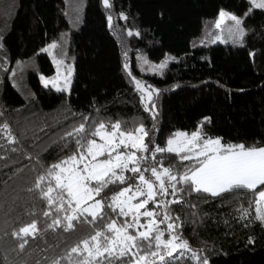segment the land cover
<instances>
[{
    "label": "trees",
    "instance_id": "obj_1",
    "mask_svg": "<svg viewBox=\"0 0 264 264\" xmlns=\"http://www.w3.org/2000/svg\"><path fill=\"white\" fill-rule=\"evenodd\" d=\"M110 4L77 0L67 13L65 0H0V264H52L90 236L93 228L102 227L99 221L96 225L74 221L71 232L62 227L43 231L51 219L41 215L47 206L34 185L48 167L71 154L61 150V137L74 150L73 138L66 133L80 123L86 132L99 123L108 125L109 131L116 121L122 130L143 123L149 132L144 143L150 138L161 147L174 133L194 131H200L202 138H222L224 144L264 147V9L249 12L246 0H110ZM222 10L242 19L247 36L240 45L201 47L199 38ZM66 31L71 33L70 44L61 56L74 62L69 94L45 89L40 80L56 73L49 54L41 51ZM139 52L156 62L167 54L176 57L161 77L145 78L154 90L148 103L149 108L155 104L154 119L145 111L142 94L126 67L142 77L136 68ZM9 133L15 143L9 141ZM156 160L164 167L175 165L173 170L179 172L193 163L167 152L157 153ZM145 176L150 178V173ZM116 190L110 185L101 196ZM179 196L184 202L168 208L172 220L158 223L162 213L156 217L165 232L163 240L175 235L179 237L175 243L187 241L192 250L173 264H203L205 259L207 264H264V223L257 219L252 191ZM110 215L118 225L123 220ZM146 220L142 217L140 222ZM33 221L37 234L25 237L27 243L20 248L22 240L13 233ZM168 223L178 225L174 232L167 230ZM164 251L161 248V254ZM192 252L199 260L192 258ZM170 259L165 256V261ZM152 261L163 264L150 255L141 264ZM61 264L69 262L61 259Z\"/></svg>",
    "mask_w": 264,
    "mask_h": 264
},
{
    "label": "snow or ice",
    "instance_id": "obj_2",
    "mask_svg": "<svg viewBox=\"0 0 264 264\" xmlns=\"http://www.w3.org/2000/svg\"><path fill=\"white\" fill-rule=\"evenodd\" d=\"M251 2L255 7L264 9V0ZM103 5L111 7L110 0H103ZM225 18L234 21L242 37L241 19L222 11L220 22ZM216 27L219 28L220 24L217 23ZM128 34L132 35L131 32ZM56 46L53 43L49 47L54 49ZM68 82V78H65L66 85ZM44 83L47 86L49 81L45 80ZM135 83L142 93L145 111L150 112L154 119L155 104H152L151 108L148 107L154 90H148L139 80ZM144 92H147L146 97L143 96ZM205 120L209 118L206 117ZM3 128L6 130L8 125L4 124ZM108 129V125L99 123L94 130L86 132L85 124L80 123L78 127L66 133V136L73 138L74 150L69 148V141L61 137L64 140L61 150L67 149L71 154L60 157L58 162L53 163L43 175L37 177L34 187L39 189L47 206V210L42 211L41 215L51 219L50 223H45L43 231H55L62 227L65 232H71L76 228L74 221L85 225H96L97 221L102 224L100 228H93L90 236L71 247L65 257L53 260L52 264H61V259L67 260L69 264H116L118 260L120 264H141L149 255L158 258L163 264H173V260L184 256L185 251L192 250L187 241L175 243L179 239L175 235L163 240L165 232L159 228L158 223L173 219L168 214V208L173 203L184 202L179 196L180 193L190 195L192 192H204L220 196L250 190L256 197L257 219L264 223V188L259 192L255 191L258 186H264V147H245L243 143L224 144L222 138H202L200 131H194L190 135L184 132L174 133L173 137L166 141V147H161L155 145L150 138L147 144L144 143L145 138L149 137V132L143 123L122 130L121 123L116 121L110 125L111 130ZM96 138L102 143H98ZM8 139L10 142H16L10 133ZM121 146L124 147V152L119 151ZM164 152L175 154L180 161L193 163L191 166H185L183 172L174 171L175 165L164 167L162 161L156 160V154ZM145 153L148 155H144ZM149 159L152 161L150 164L146 163ZM126 172L132 175L126 177ZM145 173H150V178H146ZM128 180L133 182L127 183L126 187H119L125 185ZM110 185L115 186L117 190L111 195L101 196ZM134 200L137 202L132 203ZM149 202L153 204L152 209L147 207ZM105 208L108 211H105ZM53 211L57 213L55 217L52 216ZM110 213L123 217L119 225ZM161 213L162 218L157 223L156 217ZM141 217L147 218L143 224L140 222ZM175 219L178 221L179 217ZM177 226L168 223L167 230L174 232ZM129 229L134 232H129ZM37 231V224L33 221L13 235L20 237L22 242L19 246L23 248L27 243L24 238L35 236ZM161 248L165 250L163 254ZM178 249L184 251L173 257V253ZM73 254H76L75 260ZM165 256L172 259L165 261ZM124 257L129 259L124 260ZM192 258L199 260L195 252H192ZM152 264H155V261H152ZM203 264H207V259Z\"/></svg>",
    "mask_w": 264,
    "mask_h": 264
},
{
    "label": "rangeland",
    "instance_id": "obj_3",
    "mask_svg": "<svg viewBox=\"0 0 264 264\" xmlns=\"http://www.w3.org/2000/svg\"><path fill=\"white\" fill-rule=\"evenodd\" d=\"M65 1H66L67 6H68V10H67V13H68L70 10L71 3L75 2L77 0H65ZM246 1L249 4V12H252L253 10H256V9H261V8L255 7L252 4L251 0H246ZM222 11L227 13V14L234 15L237 18L241 19L240 17H238L237 15H235L234 13H232L228 10H222ZM77 19H80V17H78ZM71 20H73V19H71ZM241 21H242V19H241ZM217 23L220 24L219 28L216 27ZM109 24L110 25L112 24V19L109 20ZM240 29H242V31H243L242 37L240 36V33L237 30V27L235 26L234 21L225 18L223 22H220V14H219L217 19L211 25H209L205 28L202 36L199 38V44L201 47H205V48H209V47L215 46L217 44H222V45L237 44V45H240V44H242L243 40L247 36V32H248L245 29V27L243 26V24L240 25ZM70 36H71L70 31L64 32L61 35V38L59 40L53 42L57 45L54 49L49 47L50 45L53 44V43H51L50 45H48L45 49H43L41 51V53L49 54V56L51 57V59L53 61V64L56 66V73L54 76H51V77L40 76L41 85L45 89H52L54 91H57L60 93H66V94H69L71 91L72 80H73V76H74V62L72 61V59L61 56V53L66 52L69 48ZM46 49H47V51H45ZM175 60H176V57L174 55L167 54L164 59L156 62V61L149 59V57L147 56L146 53L139 52L136 54V68L140 72L142 77L134 74L133 73L134 70L132 68H129L128 65H127V68H128V71L131 72V75L134 78L135 82L137 80H139L145 86V88H148V90L152 91L151 88L148 85H146L147 81L145 78L148 76L161 77L164 74V72L167 70L169 65L172 62H174ZM61 65H62V67H61ZM161 65H163V67H161ZM65 78H68V81H69L67 83V85L65 84ZM45 80L49 81L47 86L44 83ZM53 82H55V86H53ZM135 82H134V85L136 87ZM58 88L63 89V90L58 91L57 90ZM136 89H137V87H136ZM138 91H140V90H138ZM143 96L146 97L147 92H144ZM144 142H145V140H144ZM98 143H102V141L98 142ZM197 143H199V142H197ZM119 151L124 152L125 151L124 147L121 146ZM137 155L139 156V153H137ZM136 202L137 201H135V200L132 201V203H136ZM151 203L152 202H149V204H151ZM148 205H147V207H148ZM148 208L151 209L150 207H148ZM141 211H143V209H141ZM141 219H142V217H141Z\"/></svg>",
    "mask_w": 264,
    "mask_h": 264
},
{
    "label": "crops",
    "instance_id": "obj_4",
    "mask_svg": "<svg viewBox=\"0 0 264 264\" xmlns=\"http://www.w3.org/2000/svg\"><path fill=\"white\" fill-rule=\"evenodd\" d=\"M260 187H263V186H258L257 188H260ZM262 211H264V206H262Z\"/></svg>",
    "mask_w": 264,
    "mask_h": 264
}]
</instances>
